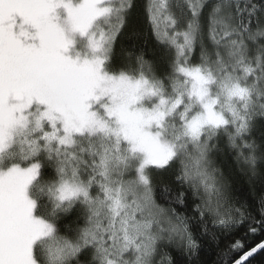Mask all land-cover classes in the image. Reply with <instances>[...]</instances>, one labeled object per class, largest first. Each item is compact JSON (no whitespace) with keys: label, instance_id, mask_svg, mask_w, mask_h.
Segmentation results:
<instances>
[{"label":"snow or ice","instance_id":"6c2138e0","mask_svg":"<svg viewBox=\"0 0 264 264\" xmlns=\"http://www.w3.org/2000/svg\"><path fill=\"white\" fill-rule=\"evenodd\" d=\"M0 264H264V0H0Z\"/></svg>","mask_w":264,"mask_h":264},{"label":"trees","instance_id":"16d2710c","mask_svg":"<svg viewBox=\"0 0 264 264\" xmlns=\"http://www.w3.org/2000/svg\"><path fill=\"white\" fill-rule=\"evenodd\" d=\"M134 43L138 44L142 50L145 53V56L147 59H151L152 55L157 47L155 39L147 32H145V35L143 39L141 40H134ZM125 46H128V38H126ZM221 167L224 166V163H229L232 165L233 169H235V164L231 161L230 158L228 157H222L221 158ZM248 187L245 181L241 180L240 183L237 185V188L239 190H244ZM256 241H253L255 243ZM205 259H210L211 258V253L209 252L208 255L204 257Z\"/></svg>","mask_w":264,"mask_h":264}]
</instances>
